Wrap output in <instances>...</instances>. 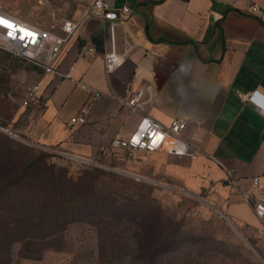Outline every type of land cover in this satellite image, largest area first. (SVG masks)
Listing matches in <instances>:
<instances>
[{"label":"crops","instance_id":"obj_1","mask_svg":"<svg viewBox=\"0 0 264 264\" xmlns=\"http://www.w3.org/2000/svg\"><path fill=\"white\" fill-rule=\"evenodd\" d=\"M94 1L2 0L9 13L54 32L65 21L78 23L51 60L70 77L43 72L39 83L47 105L30 137L78 158H98L112 153V140L129 135L144 115L164 125L184 117L183 136L198 157L148 152L156 167L216 188L229 216L260 227L253 202L261 194L253 178L259 176L264 190V110L242 95L257 90L264 97V0H106L113 9L131 8L115 22L114 36L111 21L92 14ZM82 44L96 52L81 54ZM112 49L124 61L108 72L104 54ZM79 81L97 90L84 124L71 122L92 95ZM129 89L143 91L138 111L119 100ZM78 258L65 243L23 264H75Z\"/></svg>","mask_w":264,"mask_h":264},{"label":"trees","instance_id":"obj_2","mask_svg":"<svg viewBox=\"0 0 264 264\" xmlns=\"http://www.w3.org/2000/svg\"><path fill=\"white\" fill-rule=\"evenodd\" d=\"M100 173L91 166L74 177L45 152L0 134V264H15L16 243L20 260L61 250L68 226L80 221L98 229V264H178L180 223L150 199L151 191L136 197L97 188Z\"/></svg>","mask_w":264,"mask_h":264},{"label":"rangeland","instance_id":"obj_3","mask_svg":"<svg viewBox=\"0 0 264 264\" xmlns=\"http://www.w3.org/2000/svg\"><path fill=\"white\" fill-rule=\"evenodd\" d=\"M42 75L29 61L0 48V134L21 146L45 152L50 163L67 166L74 177L87 167L99 168L96 187L102 190L136 197L151 191L150 199L180 223L183 249L174 258L178 264L185 259L193 260L192 264H264V234L258 228L241 225L229 216L216 188L202 183L192 185L187 179L156 167L159 162L148 152L116 150L87 159L64 154L53 162L47 148L28 133L41 109L25 103L27 90L39 83ZM97 242L98 229L91 223L73 222L66 230L65 243L79 254L75 264H98ZM20 247V243L14 245L15 264H23V259H17Z\"/></svg>","mask_w":264,"mask_h":264},{"label":"built area","instance_id":"obj_4","mask_svg":"<svg viewBox=\"0 0 264 264\" xmlns=\"http://www.w3.org/2000/svg\"><path fill=\"white\" fill-rule=\"evenodd\" d=\"M91 11L94 16L111 21V33L112 36H114L115 22L129 16L131 8L128 5H124L118 9H113L106 0H95ZM0 18L8 21V23L12 25L11 28L6 25H0V48L42 68L44 72L53 73L61 77H70L68 72H62L57 67L53 66L51 60L61 51L71 36L75 34L78 29V23L65 21L61 26V32H54L42 25L25 22L9 13L5 10L2 0H0ZM9 31L12 33L11 35L8 34ZM29 33L34 35H30ZM95 52L96 47L94 45H81V54L89 55ZM104 59L108 72L114 70L116 66L124 61V58L117 54L115 49L105 52ZM79 84L89 89L92 95L81 110L75 116L71 117V122L84 124L88 121V114L91 110V104L97 90L85 82L79 81ZM142 95L143 91L141 89H129L126 96L119 97V100L126 104L132 111H138L139 100ZM242 99L254 100L257 106L264 110V97L257 90L242 95ZM25 103L33 105L41 110L46 107L47 100L41 89L40 83H36L29 87ZM187 124L188 120L184 117L174 118L170 125H164L159 120L144 115L138 122L136 128L129 135L126 137L114 138L110 144V149L113 150V152L116 150L146 152L163 151L171 155L189 156L196 159L199 155L197 148L190 140L183 136V131L187 127ZM137 137H139V140L136 139ZM44 148H47L50 152V157L53 162H55L58 157H62V155L66 154L53 147ZM227 174L230 182L236 185L237 178L234 176V171L228 170ZM259 180V176L253 178V187L261 194V197L253 202V208L261 223L258 229L260 233L264 234V190L260 187ZM244 197L247 201H251L249 193H244ZM261 259L264 263V252L261 253Z\"/></svg>","mask_w":264,"mask_h":264},{"label":"snow or ice","instance_id":"obj_5","mask_svg":"<svg viewBox=\"0 0 264 264\" xmlns=\"http://www.w3.org/2000/svg\"><path fill=\"white\" fill-rule=\"evenodd\" d=\"M0 25H6V26H8L9 28L12 27V25H10V24L8 23V21L3 20L2 18H0ZM8 34L11 35L12 33L9 31ZM29 34H30V35H34V34H31V33H29ZM136 139L139 140V137H137Z\"/></svg>","mask_w":264,"mask_h":264}]
</instances>
